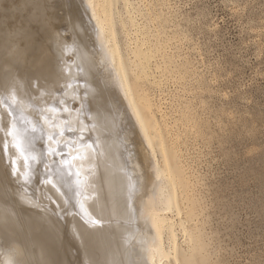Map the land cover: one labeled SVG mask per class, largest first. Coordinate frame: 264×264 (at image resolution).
<instances>
[{"label": "bare ground", "instance_id": "obj_1", "mask_svg": "<svg viewBox=\"0 0 264 264\" xmlns=\"http://www.w3.org/2000/svg\"><path fill=\"white\" fill-rule=\"evenodd\" d=\"M83 1L82 17H77L79 13L77 10L78 13L72 21L69 20V22L66 19L68 21L66 28L60 32L57 30L60 34L56 35L57 40L54 37L56 31L53 33L54 36L50 31L49 36H46L45 31V38L54 37L49 39L51 42L49 40L47 42L50 46L52 44V53L42 52L39 60L38 58L32 60L30 56L31 59L26 58L27 61L30 59L29 62L26 61L24 54L25 62L30 64L32 60L33 63L31 68L29 65L27 67V64L24 65L26 72L22 79L25 78L28 83H24L25 86L21 87L24 80H20L21 85L17 86L19 90L16 91L18 92L16 100L28 109L30 101L39 96V100H35L40 102L39 107L42 109L41 117L44 122L42 124L54 131L53 128L59 129L60 126L59 123L50 121L52 116L49 115L54 109L42 102L48 99L47 95L51 96L53 102L58 97H65L62 96L66 94L65 89L74 87V99L71 98L74 104H70L72 107L67 109L65 121L74 128L75 134L71 136L68 133L79 145L69 148L70 155L68 154V159L66 158L63 162V165L66 164L68 168L64 170H60L61 168L55 165V160L51 158L54 153H50L51 156L49 151L43 153L44 147L39 148L40 150L37 147L29 149V146L26 148L24 143L25 147L20 148V150L25 148L23 152L12 151L11 153V149L14 150L15 147L12 144L8 145L14 147L8 148L13 164L12 167L10 166L11 169L8 166V172L12 179L19 180L20 183L11 185L10 181V184L3 185L1 183L4 179L0 180L2 181L0 183V264H67L68 262L70 264H197L194 257L198 253H203L204 250L200 240L202 229H199L196 222L194 197L191 192L192 179L188 175L189 172L187 174L185 171L184 158L182 160L180 155L179 138L181 136L174 132L168 121L169 113L164 100L161 96L156 97L149 90V87L161 88L170 80L177 78L175 70L172 71L168 66L170 61L167 54L168 44L163 42L156 46L151 45L150 31L148 32L145 24L141 25L142 23L138 22L135 14L137 11L135 12L131 0ZM117 1L121 3L125 18L121 16ZM66 13L62 16H66ZM63 22L65 25L66 22ZM128 25L131 27L133 36L135 35L132 58L126 55V49L121 45L118 35L119 31L121 36L122 32L130 33ZM43 26L46 30V23H43ZM30 37H28L29 40H31ZM123 39L126 38L123 37ZM11 45H8L9 52L12 50ZM92 45L94 49L91 48ZM5 51H7L6 48ZM15 55L10 56L12 59L9 57L10 61L18 57L16 55L14 58ZM19 58H21L20 55ZM19 58L16 59L19 60ZM16 59L13 60L15 63ZM7 60L3 62L5 61L8 67H11L10 65L13 64H9ZM21 60L24 62L23 59ZM17 63L13 66H18V69L13 68L20 73L22 63L21 61ZM8 67L5 66L6 69H3L11 75V68L8 72ZM129 74L135 78L134 82H131ZM2 76L0 82L3 79L8 82L14 81L16 77L13 79L11 75L12 77L9 76L6 79ZM15 82L17 81L12 83L15 84ZM140 83L149 87L142 88ZM14 97L10 99L15 100L16 97ZM12 102L16 106V102ZM3 107L4 105L1 107L2 111L5 112ZM8 109L10 110V108L6 110ZM29 109L31 110L30 107ZM9 113L8 118L9 116L11 118L12 115ZM61 114L63 115V111ZM58 120L61 119L58 118ZM14 126H11L12 130ZM17 126L21 125L18 123ZM24 130L26 129H21V133ZM5 132L0 134L1 137L6 135ZM25 133L21 135L26 138ZM54 133H50L52 137ZM60 136L65 141L67 135ZM35 137L39 138L36 134ZM40 138L42 142L43 137ZM7 139L9 143L10 138ZM27 140L24 142L27 143ZM49 140L46 145H49L52 139L49 137ZM63 140L60 139L59 142L63 143ZM15 141L20 142V139ZM58 149L60 148L57 146ZM59 151L58 154L61 152ZM79 151H82L81 154L84 153L83 157ZM41 160L47 172L42 173L45 174L42 182L44 189L41 187L39 194L35 192L36 194L32 196L24 190V186L29 182L28 179H33V174H36L34 173L35 164ZM37 168L39 169L36 167L35 172L38 174ZM9 195L16 197L14 200L19 207H22V210H13L14 207L12 208L7 202L11 199ZM20 195H26L27 201H22L19 198ZM6 196H9L7 201ZM68 199L72 204L70 208H68ZM64 205H67L68 209L63 211ZM53 206L59 210L57 215L53 214L56 211L53 213L51 211ZM64 227L69 231L73 241L71 243H74L75 249L69 261L64 258L72 248L64 239ZM180 235L188 243L187 253L182 251ZM71 238L69 236V240ZM76 254L79 257H76Z\"/></svg>", "mask_w": 264, "mask_h": 264}, {"label": "rangeland", "instance_id": "obj_2", "mask_svg": "<svg viewBox=\"0 0 264 264\" xmlns=\"http://www.w3.org/2000/svg\"><path fill=\"white\" fill-rule=\"evenodd\" d=\"M82 1L83 0H0V34H2L0 35V69H2L0 73L2 74V71H4L2 75L6 77V79L9 76L12 77L11 75H13V79L16 76L14 81H17L15 84L12 83L14 81L8 82V80L4 81V79L0 82V116L2 117L0 118V124L3 126L1 127L0 125V134L2 135L3 131H6L5 134L8 136L3 135L4 137H1L0 135L2 138H0V162L3 161L0 163V177L2 176L0 180L4 179L7 181L5 182L3 180L5 183L0 181L3 185L10 184V181L11 185H19L20 183L19 180L12 179L9 174L10 172H8L9 169H11L10 166H13L9 149L15 147L14 150L11 149V153L12 151H18L17 153H20L25 149L23 148L20 150V148L25 146L26 148L29 146V149L37 147L38 150L44 147L45 150H42L43 153H47V151H49V154L54 153V156H51V154L50 156L55 160V165L58 168L60 167V170H64V168H68L65 163V165H63V162L66 161V158L70 155L68 152L69 148L79 145L71 138V136L75 134L74 128L65 121L67 118V109L74 104V87L71 86L65 89L66 94H62V96L66 98L61 96L62 98L58 97V99L55 100L56 102H53L51 96L47 95L46 97H48V99L42 102H45V105L51 106L52 109H54L49 115L52 116L50 117V121L60 124V130L56 127L53 128L54 131L46 128L45 124H42L44 123L41 117L42 109L39 107L40 102L37 101L39 100V96L35 97L37 100L34 99L30 101L32 105L31 103L28 104V109H26L27 107L16 100L18 98V92L16 91L19 90L18 88L21 85L20 80H24L22 81L21 87L28 83L25 78L22 79L24 77V72H26L25 66L27 63L25 59L32 56V60H34V58H38L39 60V55H42V52L45 53L49 51L52 53L53 51L52 44L50 46V44L47 43L49 39L51 40L52 36L48 39L45 38V31L46 36H49L50 32L53 36L55 34L54 37L55 40H57L56 35L59 34L60 30L66 28L69 20L72 21L78 12L77 17H82L84 13ZM131 1L135 8V12L137 11L135 14L138 18V22H140V24L142 23L141 25L145 24L148 32L150 31L151 45L156 46L163 42L168 44L169 50H167V54L170 58L168 66L172 71L175 70L174 73L177 76V78L170 80V82L166 83L161 88L149 87L144 83H140V86L142 88L149 87L150 92L152 94L154 93L156 97L161 96L167 107V112L169 113L168 121L174 132L178 133L179 137L181 136L179 138L180 155L182 160L184 158L183 163L185 164V171H187V174L189 172L188 175L190 179H192L191 192L194 197L195 217L199 229H202L200 230V240L204 247L203 253L196 254L194 260L197 264H264V0ZM78 2L81 3L80 6ZM116 4L121 10V16L125 18V12L121 8V3L117 1ZM63 10H65V12ZM63 13H66V16H62ZM151 15L153 17H151ZM62 20L65 22L67 21L65 25ZM43 23L47 25L46 30ZM22 29L24 30L22 31ZM57 30L59 32H57ZM128 30L130 32L127 33L128 37H126L127 34L124 32H122L121 36V31H119L118 35L121 45L126 49V55L128 54L129 58H132V47L134 45L135 35L133 36V33H131V27L129 25ZM55 31L57 33H54ZM23 32H25V34ZM14 35L16 38H14ZM28 37H30L31 40H29ZM54 37H52V39ZM123 37L129 41L123 39ZM16 39L18 40L16 41ZM44 39L47 40V45ZM19 40H21V42ZM13 43L16 44L14 45ZM8 45H11L12 50L10 52L8 51V49L10 50ZM14 47L15 49H13ZM47 47L50 50H48ZM5 48L7 51H5ZM91 48L94 49L93 45ZM169 52L171 54H169ZM15 53L18 57H16ZM5 55H8V59L12 55H15L13 56L14 58H19L20 55L21 58H19V60L15 58L17 60L16 63L20 61L22 63V69H20L22 71H20V73L17 71L18 66H13L16 64L13 61L15 59L10 61V59H12V57H10V59L7 60ZM21 59H23L25 63ZM30 59L27 62H29ZM3 60H7L10 62L9 64L13 65L8 67V64L5 63V61L3 62ZM32 60L31 62L33 63ZM2 62L5 63V65ZM32 63H30L31 65L27 64V67L29 65L31 68ZM17 65H19V63H17ZM5 66L8 67V72H10L9 68H11V75H8L10 73L4 70L6 69L4 68ZM13 69L16 70L15 74ZM1 74L0 77L2 76ZM129 77L131 82L135 81L133 75L129 74ZM2 82H4V84H2ZM18 85L19 87H17ZM7 88H11L10 91ZM8 94L12 97H9ZM13 97L15 100L10 99ZM11 100L16 102L15 105L19 107L17 108L14 106ZM57 103L58 106L60 105L59 107ZM1 105H4L3 108L5 112L9 113L13 111V113L11 112L12 114L9 113L12 115L11 118L10 116L8 118V113L6 114L2 111ZM5 108H10L11 111ZM61 111H63V115ZM27 112L32 117L28 115ZM21 115H23V117ZM19 117H21V119ZM3 118L5 119L3 120ZM53 118L55 119L54 121ZM58 118L62 121L58 120ZM5 121H7V123ZM18 123L21 126H17ZM12 125H15L13 130V127H11ZM8 127L12 131L8 132ZM37 127L38 129H35ZM3 128L4 130L2 131ZM17 129L20 131L18 130L19 132L17 131L16 133ZM21 129H26L27 131L24 130L21 133ZM24 132H26V138L21 135L24 134ZM52 132H55L53 137L52 134H50ZM14 134L16 138L13 136ZM35 134L39 138L36 139ZM61 134L67 135L65 137L66 142L62 139L63 137L60 136ZM40 137H43L42 142L39 140L41 139ZM49 137L53 140H51V144L49 143L50 146L46 145L50 141ZM67 137L69 139H67ZM7 138H10L9 143H7ZM3 139H7V141ZM19 139L21 144L15 141ZM60 139L64 142H59ZM25 140H27L28 145L24 142ZM52 143L55 144V146ZM57 143L59 145H57ZM11 144L14 145V147L8 146ZM23 144L25 146H23ZM43 144H45V146H43ZM57 146L60 149L57 150ZM16 147L19 148L17 149ZM58 151L60 152L59 154ZM83 156L84 153L81 154V157ZM57 160L63 161H60V164ZM36 167H39V169L37 168L39 171L38 174L35 172ZM45 170L46 168L43 165V160H41V162L37 161L34 171L36 174H33V179H28V186L25 183L24 190L32 196L36 194L35 192L39 194L41 187L44 189V183L42 182L45 174L42 173H45ZM6 172L7 174H5ZM39 173L40 176L38 177ZM8 177L10 180H8ZM9 196L12 200H8ZM9 196L5 198L6 201L8 200L7 202L9 205L11 204L10 206L14 207H12L13 210H22V207H19V204L17 205L14 200L16 197L12 195ZM20 196L19 198L22 199V201H27L26 195ZM68 200V208H70L72 204L70 202L71 200ZM13 203H15V205ZM16 206L18 207L16 208ZM68 208L67 205H64L62 210L64 211ZM51 211L52 213L56 211L53 214L57 215V211L59 210H56L53 206ZM62 225H64L63 222ZM65 230L67 229L65 228L63 231L64 239L68 241L65 240L72 249L69 250L66 254L67 258L65 257L64 259L69 261L75 249L74 243H71L72 238L69 231L67 230V233H65ZM69 236L71 240H69ZM180 240L182 251L187 253L189 250V246H187L188 243H186L181 235ZM77 255L78 254H76V257H79V255ZM67 264H70V262Z\"/></svg>", "mask_w": 264, "mask_h": 264}, {"label": "snow or ice", "instance_id": "obj_3", "mask_svg": "<svg viewBox=\"0 0 264 264\" xmlns=\"http://www.w3.org/2000/svg\"><path fill=\"white\" fill-rule=\"evenodd\" d=\"M68 39H70V37Z\"/></svg>", "mask_w": 264, "mask_h": 264}]
</instances>
